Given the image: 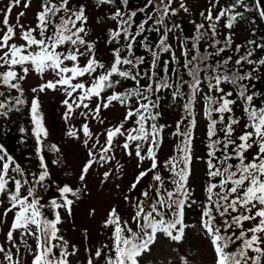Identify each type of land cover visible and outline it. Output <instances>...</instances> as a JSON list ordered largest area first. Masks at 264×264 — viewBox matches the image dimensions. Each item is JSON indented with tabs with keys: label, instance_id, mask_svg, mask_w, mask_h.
I'll list each match as a JSON object with an SVG mask.
<instances>
[{
	"label": "snow or ice",
	"instance_id": "obj_1",
	"mask_svg": "<svg viewBox=\"0 0 264 264\" xmlns=\"http://www.w3.org/2000/svg\"><path fill=\"white\" fill-rule=\"evenodd\" d=\"M28 10L32 19L21 23ZM181 12L191 13L190 0H142L139 8L129 0H6L0 121L7 125L25 110L30 127H18L19 141L30 131L37 163L25 168L0 144V264H159L165 246L175 256L162 264H264V94L252 86L264 81V40L235 42L234 31L264 20V0H206L195 34L174 49L169 36L181 29ZM106 20L115 22L104 39L113 46L102 57L94 25ZM152 31L157 38L147 35ZM137 41L147 61L135 54ZM164 90L183 115L171 133L178 139L161 156ZM49 91L65 125L55 141L40 99ZM111 109L122 110L118 120L105 115ZM198 117L206 127L200 155ZM93 121L103 127L94 131ZM117 150L133 163V178L114 184L122 198L105 209L107 241L82 255L60 226L74 216L93 169L101 185L125 175L119 162L108 164ZM70 151L82 153L75 184L56 176ZM193 162L202 165L195 183Z\"/></svg>",
	"mask_w": 264,
	"mask_h": 264
},
{
	"label": "rangeland",
	"instance_id": "obj_2",
	"mask_svg": "<svg viewBox=\"0 0 264 264\" xmlns=\"http://www.w3.org/2000/svg\"><path fill=\"white\" fill-rule=\"evenodd\" d=\"M206 0H193V8L200 9L205 6ZM6 4V0H0V9H3ZM18 11H21L20 7H16L12 10L11 20L15 19ZM197 16V15H196ZM33 17L31 10L27 11V15L20 18V22L24 23L25 21H30ZM96 27V26H95ZM18 31V30H17ZM96 31L94 32V36ZM101 48V44L99 45ZM29 84L35 83V78L30 77ZM40 99L43 103V112L45 114L46 125L50 129L52 140H59L61 138V130L65 128L61 118V109L57 102L56 94L52 91H49L47 94L41 93ZM122 110L111 109L106 112L105 115L109 120H118L120 118V113ZM201 120L202 117H199ZM108 123V120L105 121ZM93 130L99 131L103 125H100L97 121H93ZM103 139V137H101ZM169 149L168 146H165L161 150L160 155L163 156L164 153ZM82 153H75L70 151L67 154L66 163L63 166L65 170H58L56 174L62 180H68L73 184L76 183V177L79 172V164ZM119 162L124 166L125 175L120 177L118 180H111L106 185H101L97 182L98 177L95 175V169H93V174L88 176V191L83 193L81 199L74 206V216L68 217L62 224V234L65 235L71 243L76 244L80 250L81 254L84 253V249L92 245L98 246L100 243L107 241V232L102 229V218L105 216V209L109 204L115 203L120 204L122 193L121 188L114 187L115 183H120L121 187L128 184L129 181L133 178L134 165L127 159L126 155L122 158L119 150L116 151V158L113 161H109V165H115ZM147 167V163L144 165ZM201 167L198 162L194 164L193 172V182L195 183L197 178L201 176ZM113 171L115 168L113 167ZM143 187V184L140 185ZM91 207L96 208L95 216L89 215V210ZM194 219V217H193ZM86 230V231H85ZM169 256L172 258L175 256V253H168L166 246L162 249L160 256L156 259L159 264H162L163 258ZM172 264H178V262L173 259Z\"/></svg>",
	"mask_w": 264,
	"mask_h": 264
},
{
	"label": "trees",
	"instance_id": "obj_3",
	"mask_svg": "<svg viewBox=\"0 0 264 264\" xmlns=\"http://www.w3.org/2000/svg\"><path fill=\"white\" fill-rule=\"evenodd\" d=\"M142 0H129V6L139 8L141 5ZM151 7V6H150ZM252 15H255L254 12H250L247 14L248 18L250 19ZM144 18L143 13H138L137 17L134 19L137 23L141 19ZM173 20L172 16L168 17V23L171 24ZM175 21L177 23L181 24L180 30H174L170 33L169 41L172 43L173 48L175 49L177 46V42L181 38L189 37L191 35H194V23L190 21L189 18L183 17L181 15L175 17ZM255 28V33H252L251 29ZM177 31H179L180 35H177ZM234 31L236 32L235 42L242 43L245 37L248 38H255L257 42H260L261 40H264V20L263 22L259 20L258 16L256 18V21L254 23H248V22H241L239 26H237ZM144 34H141V37L143 38ZM147 35L151 39H155L158 37V33L155 31L148 32ZM122 43V41H121ZM206 41L201 40L199 42V46L201 48V51L204 48ZM135 44V54L136 55H143L145 56V59L147 61L148 54L146 53L145 49L140 47L138 41L134 42ZM111 45V44H110ZM113 45H111L112 47ZM228 51V50H226ZM259 51V50H258ZM177 54L179 55V50L177 49ZM228 54H232L230 51ZM164 58H167L166 54H162ZM183 57H181V60ZM252 86L255 87L258 91H260L262 94H264V81H252ZM185 91H187L186 87L184 88ZM170 90H164V92L161 93V104L159 107V110L162 111V116L159 118L161 123H164L166 125L164 129L163 134V141L164 142H172V144L175 143L176 139L178 137L172 135L175 128V121L179 119L183 113L180 110V105L177 104L175 101H172L169 99L168 95L166 94ZM183 101H181L182 103ZM24 126L25 128H29V117L25 115V110H22V112L19 114L18 117L14 118L13 121L9 122L7 125L4 124V122L0 121V144H4L5 147L8 149V151L13 154L17 161L20 162L25 168L32 169L35 167L37 161L34 156H30L29 153L34 151V140L31 137L30 131L24 135L28 136V139L24 143H20L19 137L22 135L18 131L19 126ZM182 128L186 127V123L182 121ZM206 127L204 125L203 128V134L202 138L199 140V144L201 145L200 149L203 152L204 147V137H205ZM195 144H196V131H195Z\"/></svg>",
	"mask_w": 264,
	"mask_h": 264
}]
</instances>
